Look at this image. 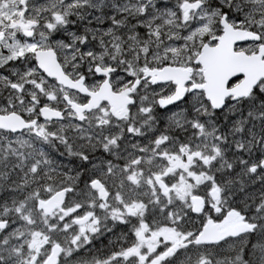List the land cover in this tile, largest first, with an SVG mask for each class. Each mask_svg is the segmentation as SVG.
<instances>
[{
  "label": "snow or ice",
  "instance_id": "obj_1",
  "mask_svg": "<svg viewBox=\"0 0 264 264\" xmlns=\"http://www.w3.org/2000/svg\"><path fill=\"white\" fill-rule=\"evenodd\" d=\"M9 2L0 264H213L216 249L229 253L216 264L264 261V135L249 124L264 120V76L208 85L217 54L264 64V0H121L108 15L103 0H11L19 19ZM86 4L107 26L69 30ZM58 147L87 169L58 164ZM102 230L114 235L90 247Z\"/></svg>",
  "mask_w": 264,
  "mask_h": 264
},
{
  "label": "rangeland",
  "instance_id": "obj_2",
  "mask_svg": "<svg viewBox=\"0 0 264 264\" xmlns=\"http://www.w3.org/2000/svg\"><path fill=\"white\" fill-rule=\"evenodd\" d=\"M110 1V2H109ZM103 0V2L110 6L113 2H115L114 0ZM90 3H99L100 0H89ZM162 2H166V0H162ZM117 4L121 3V1L116 2ZM87 5V4H86ZM88 7V6H87ZM106 8L103 9V11H105ZM81 12V15L84 17L83 20L77 19L75 18H70L71 20H75L76 23L73 24H69L68 28L69 30L72 29H78L82 24H87L89 21L91 22V26L93 28H100V27H106L107 26V21L105 20V22L103 24L100 23V14L94 9V8H82L81 10H78ZM95 13H92V12ZM97 12V14H96ZM92 13V16H91ZM105 15H108L104 12ZM97 35H99V33H97ZM193 76L196 77V79H199V76H197L196 73H193ZM237 80H240V78H237ZM237 81H233V84H235ZM237 107H243V105H237ZM154 115L157 117V120L154 121L153 123L156 124L158 126V128H163L164 126V113L161 112L158 108L156 110V112L154 113ZM232 117H229V122L231 121ZM217 123H220V120H217ZM249 124L253 125L252 127V131L254 133H256L257 135H264V120H257V121H249ZM142 130L145 132L144 137L142 138V142H147L150 136V133L148 132L146 126H141ZM225 127H227V125H225ZM191 133V129L190 128H186L185 130H180V129H176V128H170L169 129V134L172 135L173 137H181L183 138L185 135L190 134ZM245 135H247V133H245ZM59 148V147H58ZM61 148V151L59 152V154L62 157L59 158H54L58 164H60L62 167L63 166H72L73 168H76L77 166H81L84 167L85 169H87V164H82L81 161H79L77 158L75 157H68L67 153L63 151V148ZM121 148H123V144L121 145ZM50 151L53 152L52 149H50ZM253 151H258V149L256 148L255 145H253ZM89 156L91 160H96L98 158H100L101 156H103L104 158H111L110 154L108 153H103L102 149H96V150H90L89 151ZM114 162H119V161H114ZM104 234V231H101V235L94 238V244L90 245V247H96L99 248L101 245L100 239L99 237H101ZM258 255V254H257ZM247 255H245L246 257ZM259 256V255H258Z\"/></svg>",
  "mask_w": 264,
  "mask_h": 264
},
{
  "label": "water",
  "instance_id": "obj_3",
  "mask_svg": "<svg viewBox=\"0 0 264 264\" xmlns=\"http://www.w3.org/2000/svg\"><path fill=\"white\" fill-rule=\"evenodd\" d=\"M213 64L216 72L208 79V85L213 89L222 87L219 80L231 76L232 73H236L237 78L240 77V80L264 76V64L259 62L258 57L250 59L217 54L213 57Z\"/></svg>",
  "mask_w": 264,
  "mask_h": 264
},
{
  "label": "flooded vegetation",
  "instance_id": "obj_4",
  "mask_svg": "<svg viewBox=\"0 0 264 264\" xmlns=\"http://www.w3.org/2000/svg\"><path fill=\"white\" fill-rule=\"evenodd\" d=\"M106 1H109V0H106ZM114 1L116 3V2H119L121 0H114ZM15 2L18 4L19 3V0H15ZM212 2H215V0H212ZM83 8H88V10H89V7H87V5H85ZM105 8H106V10L103 11V13L105 12L106 14H111V12H112L111 7L110 6H107ZM78 10H81V9H78ZM13 11H15L16 19H19L20 18L19 12L15 10L14 5H13V3L10 0L9 5H8V8L5 10V14L6 15H10ZM92 13H95V12L93 11ZM92 13H91V16H92ZM96 14H97V12H96ZM70 18H74V16L73 17H70ZM213 215H215V213ZM193 219H195V218H193ZM116 231L118 232L119 229H116ZM109 235H114V233L104 232V234L101 237H99L100 242H101V245H106L108 243V237H109ZM101 245H100V247H101ZM215 254L216 255H224V252L221 251L220 249H216L215 250ZM227 254L229 255V253H227Z\"/></svg>",
  "mask_w": 264,
  "mask_h": 264
},
{
  "label": "clouds",
  "instance_id": "obj_5",
  "mask_svg": "<svg viewBox=\"0 0 264 264\" xmlns=\"http://www.w3.org/2000/svg\"><path fill=\"white\" fill-rule=\"evenodd\" d=\"M181 106H184V105H181ZM249 248H250V245H249ZM223 252H224V255H216V254H214L212 256L213 264H216V261H217L218 258H224V257L228 256V254H227L228 252H226V251H223ZM244 259L248 262V264H264V261H261L260 257L257 254L247 255L246 257H244Z\"/></svg>",
  "mask_w": 264,
  "mask_h": 264
},
{
  "label": "trees",
  "instance_id": "obj_6",
  "mask_svg": "<svg viewBox=\"0 0 264 264\" xmlns=\"http://www.w3.org/2000/svg\"><path fill=\"white\" fill-rule=\"evenodd\" d=\"M53 150V158H59V157H62L60 154H59V152L61 151V148L59 147V148H56V149H52Z\"/></svg>",
  "mask_w": 264,
  "mask_h": 264
}]
</instances>
